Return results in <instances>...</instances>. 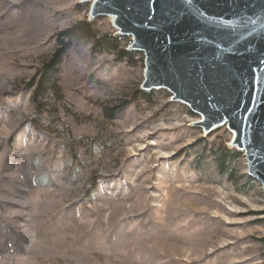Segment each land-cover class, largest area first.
<instances>
[{
  "label": "rangeland",
  "instance_id": "rangeland-1",
  "mask_svg": "<svg viewBox=\"0 0 264 264\" xmlns=\"http://www.w3.org/2000/svg\"><path fill=\"white\" fill-rule=\"evenodd\" d=\"M89 11L0 0V264H264V192L232 131L141 91L144 54Z\"/></svg>",
  "mask_w": 264,
  "mask_h": 264
},
{
  "label": "water",
  "instance_id": "water-1",
  "mask_svg": "<svg viewBox=\"0 0 264 264\" xmlns=\"http://www.w3.org/2000/svg\"><path fill=\"white\" fill-rule=\"evenodd\" d=\"M81 1L144 54L141 91L168 90L205 134L232 131L264 192V0Z\"/></svg>",
  "mask_w": 264,
  "mask_h": 264
},
{
  "label": "trees",
  "instance_id": "trees-1",
  "mask_svg": "<svg viewBox=\"0 0 264 264\" xmlns=\"http://www.w3.org/2000/svg\"><path fill=\"white\" fill-rule=\"evenodd\" d=\"M69 32H71V30H66L63 31L62 33L59 34V43L61 44L55 51L54 53L50 56V59L45 62L44 64H42V74L40 75V77L38 78V81L36 82L35 80H33V83L35 85L34 89V95H33V100L36 101V99L39 96H43L47 90V88L45 87V85L48 83V80L50 81V77L48 75H52V73L56 72V67L59 65L62 56L64 55L65 50L67 49L68 45H66L63 41H62V36L68 34ZM120 55L122 56H127L129 55L131 57L132 53L130 52H126L121 50ZM52 82V81H51ZM37 94V95H36ZM37 96V97H36ZM237 152V153H236ZM235 153L232 152H227L229 153L231 156L230 157H236L239 154V151H236ZM223 162L224 159H219V167L220 170H222L223 166Z\"/></svg>",
  "mask_w": 264,
  "mask_h": 264
},
{
  "label": "bare ground",
  "instance_id": "bare-ground-1",
  "mask_svg": "<svg viewBox=\"0 0 264 264\" xmlns=\"http://www.w3.org/2000/svg\"><path fill=\"white\" fill-rule=\"evenodd\" d=\"M111 22H112V20H111ZM122 36V35H121ZM123 38V37H122ZM124 41H125V43H127V44H132V39L130 38V37H124Z\"/></svg>",
  "mask_w": 264,
  "mask_h": 264
},
{
  "label": "built area",
  "instance_id": "built-area-1",
  "mask_svg": "<svg viewBox=\"0 0 264 264\" xmlns=\"http://www.w3.org/2000/svg\"><path fill=\"white\" fill-rule=\"evenodd\" d=\"M116 39L120 40V35L119 34H115L114 36ZM132 44H127L124 42V45L123 46H126L127 48H129Z\"/></svg>",
  "mask_w": 264,
  "mask_h": 264
},
{
  "label": "snow or ice",
  "instance_id": "snow-or-ice-1",
  "mask_svg": "<svg viewBox=\"0 0 264 264\" xmlns=\"http://www.w3.org/2000/svg\"><path fill=\"white\" fill-rule=\"evenodd\" d=\"M93 2H95V0H93Z\"/></svg>",
  "mask_w": 264,
  "mask_h": 264
}]
</instances>
